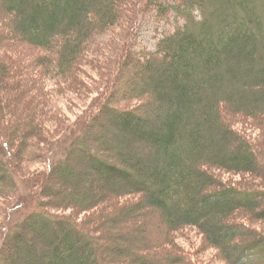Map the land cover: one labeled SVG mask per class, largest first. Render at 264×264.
<instances>
[{
    "label": "trees",
    "instance_id": "obj_1",
    "mask_svg": "<svg viewBox=\"0 0 264 264\" xmlns=\"http://www.w3.org/2000/svg\"><path fill=\"white\" fill-rule=\"evenodd\" d=\"M145 13L173 23L156 49ZM69 91L100 95L73 117ZM238 117L264 127V0H0V264H200L194 232L264 264V142ZM146 212L156 246L113 227Z\"/></svg>",
    "mask_w": 264,
    "mask_h": 264
},
{
    "label": "rangeland",
    "instance_id": "obj_2",
    "mask_svg": "<svg viewBox=\"0 0 264 264\" xmlns=\"http://www.w3.org/2000/svg\"><path fill=\"white\" fill-rule=\"evenodd\" d=\"M173 23L169 22L168 20H160V18L155 14L146 15L143 14L140 18V23H138V28L136 29V33L140 35L141 41L151 46L152 48H158L159 42L161 38L164 36L165 31L168 28H172ZM138 79V78H137ZM93 82L96 83V80L91 78ZM135 81L134 83H137ZM98 86V83H96ZM138 84V83H137ZM102 89V88H100ZM100 92H91L90 95H85L84 93L79 94L75 93L74 91H69L66 97H61L58 100V104L68 111L71 116L78 117L80 113L83 111L84 104L91 103L94 98L99 96ZM85 95V96H84ZM236 125L240 128L248 131L256 140L264 142V127L260 125L258 122H252V119H242V117H238L235 120ZM90 164H93L92 161H89ZM44 165V164H42ZM238 181H241L242 175L236 174L233 175ZM256 180V179H254ZM89 185V182H87ZM86 185L82 188L84 190ZM4 218L0 217L2 221ZM142 223V224H140ZM54 225V224H53ZM163 222L160 216L152 217L148 212L139 215L138 217L129 216L127 219H123L117 225H113L118 229L121 230H134L137 236H143L146 233V228L148 232H150L155 237V246L157 245V239L162 231ZM134 226H136L134 228ZM52 232L56 235V227H51ZM112 229V228H111ZM1 235V232H0ZM54 240V239H53ZM206 235L204 234H197L194 232L192 241L187 239L185 242L189 247H198V246H205V251L200 253L198 256L200 257V264H231L227 259L222 257L219 248L209 245L206 241ZM119 241L122 243V239L119 238ZM128 242V241H126ZM137 242V240H136ZM24 252L31 256L34 260H39L38 255H40V251L38 249L33 248L31 249L30 244H27L24 248ZM161 257V256H159ZM160 264H169L167 258H162Z\"/></svg>",
    "mask_w": 264,
    "mask_h": 264
}]
</instances>
